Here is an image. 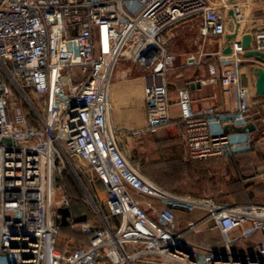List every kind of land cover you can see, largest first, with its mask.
<instances>
[{
    "label": "built area",
    "instance_id": "built-area-1",
    "mask_svg": "<svg viewBox=\"0 0 264 264\" xmlns=\"http://www.w3.org/2000/svg\"><path fill=\"white\" fill-rule=\"evenodd\" d=\"M229 10L241 27L236 4L223 12L209 0H0V264H264V240L254 253L233 249L264 232V205L219 204L161 187L126 157L113 124L121 110L113 99L116 72L128 61L143 71L146 120L124 131L138 137L170 125L167 78L177 58L167 34L200 18L204 36L225 37L228 22L236 26ZM242 38L231 41L230 55L220 53L223 70L211 80L225 94L237 89V127L254 118L253 90L241 77ZM252 44L264 52V29ZM177 106L178 137L191 161L246 151L223 131L224 115L194 110L188 90ZM84 167L94 176L89 182L103 186L108 212L89 195L93 218L67 219L89 245L60 248L62 210L71 203L65 193L56 199L58 180L69 170L84 187ZM192 209L208 216L181 231L176 212ZM209 223L222 234V249L189 239Z\"/></svg>",
    "mask_w": 264,
    "mask_h": 264
},
{
    "label": "crops",
    "instance_id": "crops-1",
    "mask_svg": "<svg viewBox=\"0 0 264 264\" xmlns=\"http://www.w3.org/2000/svg\"><path fill=\"white\" fill-rule=\"evenodd\" d=\"M236 3L244 15V21L239 28V36L237 35L233 40L248 34L255 36L264 29V0H237ZM213 5L216 6V4ZM202 27L200 18H190L176 24L167 34L168 51L181 61L167 78L169 100L172 104V123L159 128L153 134L133 137L124 131L126 126L143 124L146 120V111L143 105V71L128 61L120 64L113 88V99L121 109L120 113L113 117V124L118 130L119 146L128 159L133 150L143 151L144 147L147 150L152 149L156 155L159 150L170 147L174 143L184 149L183 143L177 140L182 130L181 114L177 103L180 92L188 90L194 110L198 113L224 115L223 131L240 140L246 151L197 162L196 167L202 170V180H198L200 183L198 182L189 192H171L210 199L219 204L264 205V95L257 96L255 88V71L258 67L264 68V61L243 56L241 77L243 85L253 90L251 102L254 118L249 124L252 123L254 129H247L242 133L226 130L225 127L229 125L237 127L233 124L232 116L240 108L239 94L237 89L225 94L222 84L219 81L211 83V80L219 79L221 76L223 65L220 63L219 55L225 49L227 36L235 32L236 26L232 21L228 22V34L225 37L211 34L204 36ZM152 138H154L153 141ZM97 184L98 191L102 190L105 193L102 209L106 213L108 212L106 192L100 183L97 182ZM97 198L101 202L99 196ZM153 203L159 209L163 207L160 202ZM176 214L181 231L185 230L189 222H200L208 216V212L201 209L177 210ZM240 235L241 230L231 233L232 238ZM189 239L214 249L223 248V236L212 223L207 224L199 233L190 235ZM263 240L264 232L259 231L254 236L235 244L233 249L236 252L254 253ZM69 242L73 245L82 244L70 238L64 247Z\"/></svg>",
    "mask_w": 264,
    "mask_h": 264
},
{
    "label": "rangeland",
    "instance_id": "rangeland-1",
    "mask_svg": "<svg viewBox=\"0 0 264 264\" xmlns=\"http://www.w3.org/2000/svg\"><path fill=\"white\" fill-rule=\"evenodd\" d=\"M210 1L213 4H216V6L223 12L237 4V0ZM180 61L181 60H177V66ZM153 139L154 138H152V141ZM129 160L134 166L140 167L151 180L159 183L164 188L171 191L189 192L198 184V180H202V170L196 167L198 163L191 161L186 156L185 150L177 143L159 150L157 155L153 153L152 149L147 150L145 147L143 151L133 150ZM84 171L86 174H81L80 177L85 188L81 186L78 179L69 170H65L64 175L69 176V179L73 182V185L79 195L78 202L81 207L78 208L80 210L85 209L91 218H93L95 207L91 203L89 195L95 199L97 205L102 209V206L104 205L103 200L105 199V193L102 190L100 192L98 191L97 187L99 188V185L97 182H89V180L94 178V176L90 171L88 172L86 167H84ZM63 193L67 195L64 187H62L61 194H58L56 199H62ZM97 196H99L101 202L97 199Z\"/></svg>",
    "mask_w": 264,
    "mask_h": 264
},
{
    "label": "trees",
    "instance_id": "trees-1",
    "mask_svg": "<svg viewBox=\"0 0 264 264\" xmlns=\"http://www.w3.org/2000/svg\"><path fill=\"white\" fill-rule=\"evenodd\" d=\"M177 140L179 142L183 143L179 137L177 138ZM173 141H175V140H173ZM142 172L147 178H149L143 170H142ZM153 182H155V181H153ZM155 183L160 185L157 182H155ZM58 185L65 188V190L67 192V196L70 199V203H71L70 208L62 210V216H63L62 226H63V228H62L61 232L59 233V237H58L59 247L60 248L64 247V245L67 244V241L70 238L76 240L78 243H82L84 245H89L90 237L83 235L82 233L75 232V231L71 230L68 226L67 219L69 217H72L78 221H87V220L92 219L91 216L89 215V213L87 211H85V209H81V210L79 209L81 207L80 203L78 202L79 201V195L76 191V188L73 185V182L69 179V176L64 175L63 179H59ZM160 186L163 187L162 185H160Z\"/></svg>",
    "mask_w": 264,
    "mask_h": 264
},
{
    "label": "water",
    "instance_id": "water-1",
    "mask_svg": "<svg viewBox=\"0 0 264 264\" xmlns=\"http://www.w3.org/2000/svg\"><path fill=\"white\" fill-rule=\"evenodd\" d=\"M234 1V0H232ZM229 16L233 18V20L235 21V11L234 10H230L229 11ZM236 23V30L232 35L227 36L226 40V47L223 50V55H230L232 53V48H231V41L233 39H235L238 35V31L240 28V24ZM253 35L252 34H248L243 36L242 38V47L245 50V56L247 57H255V58H259L260 60L264 61V52L256 50L253 48ZM255 80H256V84H255V88H256V95L257 96H263L264 95V68L263 67H258L255 71ZM226 130H231V131H235V132H245L247 129L249 130H253L254 129V125L248 124L247 127H234V126H226L225 127Z\"/></svg>",
    "mask_w": 264,
    "mask_h": 264
}]
</instances>
